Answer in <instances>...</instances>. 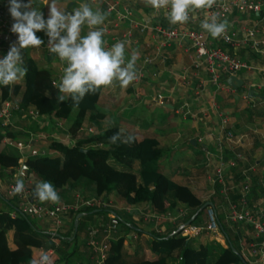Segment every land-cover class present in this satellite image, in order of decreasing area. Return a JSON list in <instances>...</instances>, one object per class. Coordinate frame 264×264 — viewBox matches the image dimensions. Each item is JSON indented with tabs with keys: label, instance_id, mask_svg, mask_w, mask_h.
<instances>
[{
	"label": "crops",
	"instance_id": "obj_1",
	"mask_svg": "<svg viewBox=\"0 0 264 264\" xmlns=\"http://www.w3.org/2000/svg\"><path fill=\"white\" fill-rule=\"evenodd\" d=\"M42 1L40 3L38 0H32L33 5L40 7L45 14V18H47V3L49 0ZM93 1L57 0V4L58 7L71 12L81 4L87 3L94 11L100 9L109 13L104 24L100 26L105 30V46L110 47L117 41L125 42V58L127 60L133 54L137 55L135 68L141 71L142 76L139 80L133 81L127 88H122L118 84L109 88H101L94 110L91 112V115H94L96 119L94 121L89 120L87 113L75 137L70 138L66 135L67 127L72 121L71 118L61 119L54 116H40L35 119V131H30L28 128L32 125V122H27L26 118H17L15 116L13 124L8 130L15 133H35L37 139L31 141L32 146L37 149L40 146L49 155L57 154L56 151L49 148V143L52 141L71 145L72 142L101 132L109 126H116L125 135H134L136 141L148 136L154 137L158 142V147L162 151L164 150L163 152L175 149L180 153L175 162L170 161L167 163L166 160H162L159 163V171L167 175L173 182L185 185L200 201H203V197L207 196L203 201L205 205L217 207L220 199L215 189L216 186L210 187L208 185L210 187L209 193L207 191L205 195H200L205 190L202 188V180H207L206 177L211 170L210 164L207 165L206 159L204 160V154L209 153L211 158H214L217 155V143L220 142L224 147L227 145L217 129L218 118L209 108L210 102L214 101L219 109L229 116L230 128L234 133V143L231 144L232 149L241 152L245 156L247 162L243 168L251 166V171H254L252 175L250 174L249 205L264 212V91L259 88L264 81V65L260 61H264V58L261 57L260 60L255 58L258 54L248 44L232 49L220 42L217 43L216 38L209 37L213 41L214 46L236 53L239 58L247 61L252 67L248 71H238L230 74L241 80V85L236 88L227 85L225 80L229 75L221 73L220 79L225 84H222L221 89H216L208 82V74L202 68L194 69L192 67L191 51L185 43L175 40L168 46L161 47L158 37L153 32L148 30L139 32L138 28H134L133 24L128 22L127 19H117L116 13L108 12L103 3H100V1L99 3H94ZM123 1L119 0L117 11L121 13V8H130V13L127 16L134 22H139L140 19H145L149 23L156 21L169 22L167 15L160 14L158 11H156V14H154L156 16L153 18L152 9L146 3L145 6L137 3V0H128L130 2L129 5L128 2L122 3ZM24 2L27 3L28 0H24ZM260 2L261 12L258 18H254L251 12L232 10L225 19L228 22L227 29L235 34H240L242 27L257 25L264 28V26L259 24L264 16V0H260ZM0 4L8 10V0H0ZM164 10L167 13L168 9ZM242 13L247 14L246 16L249 17H245ZM201 18L200 20L204 19L203 14ZM187 23V26L184 25L185 23L183 24L184 26L171 23L168 25L181 29L188 27L191 22L188 20ZM87 31H89L88 26H82L81 35H86ZM126 31H130V36L126 37L124 35ZM36 35L46 42L47 37L44 32H37ZM246 50L250 52L247 57L243 55ZM23 55L32 59L37 68L48 69L52 79L56 80V83L59 82L63 69L58 57L50 52L45 53L41 46L39 48L24 49ZM146 56L151 59L150 64H143L142 60ZM252 58L259 62L256 65L253 64ZM157 96L162 97L160 103ZM149 117L150 119H148ZM110 121L112 122L111 124H109ZM53 131L56 132L54 134L55 138L50 136L52 138L50 142L49 138L48 141H45L38 136L42 133H50L52 135ZM3 137L0 140L2 152L8 156L18 154L19 157L17 160L18 167L14 169L11 175H7L4 170L0 169V195L13 205L15 204L14 200L6 195L5 189L7 183L17 174L16 180H22L29 190L28 200L34 202L35 199H38L34 195V189L40 180L32 173L26 172L24 174L22 172L25 169L23 161L27 156L19 153L14 147L4 144ZM25 137L17 134L15 138L10 139L24 141ZM198 137L202 140L200 143L197 142ZM96 144L100 145V147L104 146L101 143ZM88 145L92 146L94 144H87L86 146ZM133 168H138L137 162H133ZM241 170L242 167L237 166L232 171L233 182L236 183L240 179L239 172ZM251 171L247 172L248 175ZM204 173L205 175H203ZM237 175L238 179H236ZM56 191L60 197L59 202L75 204L83 200H94V206H100L95 209L103 208L108 211L105 210L93 214L81 213L78 218L81 221V229L76 234L74 242L68 245L67 252L73 251L66 259H58L57 254L51 248L30 247L31 258L29 261L35 260L46 252L47 254L52 253L55 259L54 264H92L96 255L93 253L92 247L87 245V231L93 226L109 221L108 213L111 211L108 209V205L111 209L114 203L111 195H114V191L97 197L92 193L90 186L76 190L60 188L56 189ZM120 202L124 201L120 200ZM121 206L119 204L120 208ZM182 206L184 207L183 204L178 203L174 209L162 214L152 209L148 202L125 203V214L137 224L133 225L131 223L132 226L130 225V228L133 231L124 232V236L126 235L124 243L129 245L131 250L134 248L136 240L149 242L151 240L150 233H155L154 231H164V233L180 231L182 236L187 234L185 237L194 247H197L200 243L209 246L211 251H214L212 246L216 243L225 247V238L219 229L215 231L200 230L197 233L191 231V227L204 226L207 222L205 209L195 216L197 223L190 224L194 216L189 220L186 219L191 215L192 209L187 208L184 211ZM10 207L4 200H0V210L7 211L10 210ZM77 214L73 216L72 213H68L60 216L59 223L43 217L33 218L32 220L38 229L51 233V241L57 245L60 240L59 236L67 235L70 233L71 226L74 227V219ZM216 214L220 217V221L225 227L224 210L219 209ZM187 221L189 223L185 225ZM235 226L237 230L232 232V228L229 229V232L228 228L225 227L226 233L236 237L241 255L249 263L251 257L248 255V246L246 244L252 237L251 230L247 226ZM147 227L150 230H146ZM118 235L121 234L116 232L112 238L107 240L108 243ZM4 236L6 246L11 250L14 249L15 247L11 241V230H5ZM69 239H72V236ZM95 240L97 243L103 241L102 235H96ZM22 264H27V262Z\"/></svg>",
	"mask_w": 264,
	"mask_h": 264
},
{
	"label": "trees",
	"instance_id": "obj_2",
	"mask_svg": "<svg viewBox=\"0 0 264 264\" xmlns=\"http://www.w3.org/2000/svg\"><path fill=\"white\" fill-rule=\"evenodd\" d=\"M251 15L254 18L260 16L254 13ZM23 58L28 69L25 78L21 83L14 85H0V103L11 100L20 108L33 106L39 116L71 118L67 129L70 138L77 135L87 113L89 120L96 119L91 112L94 110L100 89L95 94H86L78 107L74 106L70 97L64 102H58L56 97L59 93L52 85L50 71L37 68L35 62L26 56ZM35 122H32L33 126L28 127L30 131L36 130ZM116 132H120L116 126H109L87 138L76 140L71 145L52 141L49 148L57 154L26 157L23 161L25 169L22 172L32 173L40 181L51 182L55 189L76 190L90 186L96 197L115 191L127 204L148 202L152 209L162 214L171 211L180 203L192 209L186 220L194 216L190 224L197 223L195 216L207 205L185 185L173 182L159 171V163L164 156L157 140L148 136L139 141L134 140L130 145L120 144L119 141L112 145L109 138ZM17 134L27 136L29 133H15L0 128V140L3 136L15 138ZM123 136L126 135L122 133L121 138ZM96 143H101L105 147H97ZM87 144L94 145L84 147ZM18 157V154L5 155L0 143V169L7 175H11L18 167ZM133 162H137V169L133 168ZM1 200L16 210L4 197H1ZM95 208L84 206L76 213L93 214L104 211L103 208L99 210ZM220 220L217 215L216 223L225 238V247L218 243L212 246L214 251L202 243L194 247L180 231H173L162 235L150 233L149 242L139 240L130 250L124 243L125 236L118 235L109 242L102 264H249L241 255L236 237L226 233V228ZM7 229L11 230V241L15 247L12 250L5 243L4 233ZM80 229L79 219L76 228L71 226L70 233L59 236V243L55 245L51 241L52 234L38 229L29 216L18 211L14 216H10L7 211L0 210V264L28 262L31 258L30 247L51 248L58 259H66L73 251L67 252V247L74 242ZM71 236L72 239H69Z\"/></svg>",
	"mask_w": 264,
	"mask_h": 264
},
{
	"label": "built area",
	"instance_id": "obj_3",
	"mask_svg": "<svg viewBox=\"0 0 264 264\" xmlns=\"http://www.w3.org/2000/svg\"><path fill=\"white\" fill-rule=\"evenodd\" d=\"M145 1L146 0H142ZM108 12L116 13L117 19H127L128 22L133 24L134 28H138L139 32L150 31L153 32L159 40L161 47L168 46L171 42L178 40L186 44L187 48L191 51V65L194 69L202 68L208 75V81L214 85L216 89H221L222 81L220 79L221 73L233 74L238 71H248L252 67L247 61L241 59L226 50L214 46L213 41L209 37H212L207 31L201 28V23L204 20L210 19L212 16H216L219 21H224L225 18L231 13L232 10L251 12L259 15L261 12V2L259 0H216L212 8L202 9L204 19L201 18V12L197 10L189 11V21L194 26L183 27L181 29L175 27H166L160 22L149 23L145 19H140L139 22H134L129 15L130 8L123 9V12L117 11L118 0H103ZM151 7V6H150ZM155 13L157 10L153 9ZM12 19L8 10L0 4V57L3 58L9 50V46L16 40V35L10 32ZM137 26V27H136ZM240 34H235L229 31L216 38V41L223 43L225 46L236 49L243 44H248L254 52L260 57L264 58V28L257 25L249 26L241 29ZM126 37L130 36V31L124 33ZM258 37V38H257ZM48 51V46L44 47ZM23 52V50H22ZM60 61V60H59ZM143 64H150L151 59L146 56L143 58ZM61 62V61H60ZM61 68L65 67L61 62ZM137 71V80L142 76L140 70ZM56 80L52 79V85L55 86ZM259 88L264 91V81L260 84ZM161 96H157L160 103ZM216 117L218 118L217 129L222 135L224 141L227 143L224 147L220 142L217 143V155L211 158V154L206 158L207 165L210 164V177L208 176L212 186H216V191L220 195L221 199L217 207L207 205L205 207L207 222L204 226H193L191 231L197 233L200 230L215 231L218 229L216 223L217 210L223 209L225 211L224 222L228 226L243 225L250 228L252 237L247 242L248 255L251 257L250 264H264V212L258 208L251 207L248 202V193L250 191V178L248 177V171L252 170L251 166L243 168L245 163V156L232 149L231 144L234 143V133L230 128L229 116L224 111H221L218 105L214 102H210L209 107ZM29 117L33 122L38 115L37 110L33 106H27L26 108L18 107L17 103L11 100H4L0 103V128L9 129L13 124L15 118ZM31 138H37L36 135L29 134ZM44 138V136H40ZM29 139V140H30ZM3 143L14 147L22 155L36 156L44 155L43 153L32 146L31 141H14L9 137H3ZM35 140V139H33ZM201 138L198 137L197 142H201ZM229 152V153H227ZM228 155V157H227ZM242 167L240 173V181L236 183L232 181V171ZM17 174L6 185V195L14 200V207H10L7 213L10 216H14L17 211L21 212L32 218H47L59 223L60 216L74 213L78 207L81 206H93L94 200H83L79 203L69 204L64 202L34 204L29 201V190L24 183V191L21 194L12 195V189L16 183ZM216 184V185H215ZM0 195V200H1ZM224 207V208H223ZM167 217V216H166ZM109 221L107 223L99 224L98 226L91 227L88 233L87 245L92 247L93 253L96 258L92 264H102L108 248V239L112 238L117 232L118 219L113 212L108 213ZM190 229V228H189ZM96 235H102L103 241L97 243L95 240ZM184 236H187L185 234ZM51 264H54V257L52 253H48ZM39 258L27 262V264H33V261H39Z\"/></svg>",
	"mask_w": 264,
	"mask_h": 264
},
{
	"label": "clouds",
	"instance_id": "obj_4",
	"mask_svg": "<svg viewBox=\"0 0 264 264\" xmlns=\"http://www.w3.org/2000/svg\"><path fill=\"white\" fill-rule=\"evenodd\" d=\"M216 0H146V4L159 11L168 9L166 15L171 24H183L189 20V11L212 8ZM8 12L12 19L10 32L16 40L9 46L3 58H0V85H14L23 80L28 72L22 50L39 48L44 40L36 35L44 32L47 37L48 51L63 62L65 67L59 82L55 84L59 95L58 102L71 98L78 107L86 94H95L101 88H109L118 84L127 88L137 77L135 63L137 55L125 58V42L117 41L110 47L105 46L104 24L109 13L100 9L93 10L87 4H81L74 11L58 7L57 0L47 3V18L40 7L34 6L32 0H8ZM88 26L86 35H81L82 26ZM201 28L213 38L223 35L227 28L226 20L219 21L216 16L201 23ZM112 122L110 121L109 124ZM122 137L116 132L109 138V143L132 144L134 135ZM24 191V182L17 179L12 195ZM34 195L41 202H59V194L49 181L36 184ZM33 264H51L45 252L39 261Z\"/></svg>",
	"mask_w": 264,
	"mask_h": 264
},
{
	"label": "rangeland",
	"instance_id": "obj_5",
	"mask_svg": "<svg viewBox=\"0 0 264 264\" xmlns=\"http://www.w3.org/2000/svg\"><path fill=\"white\" fill-rule=\"evenodd\" d=\"M40 3H42L43 1L42 0H38ZM70 1H76V2H82V0H70ZM99 1H100V3H102V1L103 0H94L93 2L95 3H99ZM119 1V0H118ZM260 1V0H259ZM91 2V1H90ZM125 2H128V4L130 3L128 0H124L122 3H125ZM137 3H140L141 5H145L146 6V2L144 1H142V0H140V1H137ZM130 5V4H129ZM132 5V4H131ZM123 9H126L125 7L123 8ZM123 9L121 8V12H123ZM162 10H164V9H161V10H159L158 12L160 13V14H166V11L164 10V11H162ZM200 12H201V15H202V9H198ZM153 11V10H152ZM151 11V14L153 15V18L156 16V15H154V14H156V12L155 13H153ZM190 11H193V10H190ZM163 12V13H162ZM148 14L150 15V12L148 11ZM242 15H244L245 17H249V16H246L247 14H244V13H242ZM166 19V18H165ZM226 19V18H225ZM158 22H160V21H158ZM161 24H163L164 26H166V27H170V26H172V25H168L170 22H168V21H163V22H160ZM184 24V23H183ZM183 24H181L182 26H187V22L183 25ZM259 24L260 25H262V26H264V16H263V18H262V20L259 22ZM188 26H194V24H189ZM258 38V37H257ZM217 43H219V41H216ZM216 43V44H217ZM221 43V42H220ZM223 44V43H222ZM45 45H47V40H46V42H44V44L41 46L42 48H43V50H44V52L45 53H49V51H47V49H45L44 47H45ZM224 45V44H223ZM231 48V47H230ZM246 48V47H245ZM227 51V50H226ZM39 52V51H38ZM230 53H233V52H231V51H229ZM250 52L249 51H247L246 50V52H244V56L245 57H247L248 56V54H249ZM234 55L235 56H237L236 55V53H234ZM251 56V55H250ZM23 57H24V55H23ZM238 57V56H237ZM1 58V57H0ZM255 58H258L259 60L261 59V57H260V55H258V56H256ZM254 58H252V62H253V64H257L259 61L258 60H253ZM260 61H262L261 63H263V65H264V61L263 60H260ZM252 64V63H251ZM208 79H209V75H208ZM20 83H21V81H19ZM209 82V81H208ZM210 83V82H209ZM225 84V83H224ZM212 85V84H211ZM214 86V85H213ZM215 87V86H214ZM216 88V87H215ZM13 100H15V99H13ZM150 117H152V115H150ZM150 117L148 118V119H150ZM27 120V122H29L30 120L29 119H26ZM72 120V119H71ZM31 122V121H30ZM57 129V128H56ZM59 129H61V128H59ZM64 129H65V127H64ZM63 129V130H64ZM67 129H68V127H67ZM62 130V129H61ZM33 135H36L35 133H32ZM54 134H56V132L55 131H53L52 132V135H50V133H47V134H44V133H42L41 135H38L39 137L40 136H44V138H42V139H44L45 141H48V138H49V142H50V139H52V138H55V135ZM66 135H68V133H66ZM52 138H51V137ZM69 137V136H68ZM30 139V137H29V134L25 137V139H24V141H27V140H29ZM33 139H37V138H31L29 141H33ZM38 139H41V138H38ZM66 139V138H65ZM23 141V142H24ZM48 143V142H47ZM40 145V144H39ZM97 145V144H96ZM95 145V146H96ZM86 146V145H85ZM88 146H90V145H88ZM88 146H86V147H88ZM39 148V150L43 153L45 150L43 149V148H41L40 146H38ZM97 147H100V145H97ZM101 147H105V146H101ZM164 151V150H163ZM179 151L178 150H175V149H171V150H168L167 152H163V160H166L167 161V163H169L170 161H172V162H175L176 160H177V158L179 157ZM22 157H26V156H22ZM21 157V158H22ZM208 157V155L207 154H204V160L206 159ZM227 157H228V155H227ZM23 160V159H22ZM253 160V159H252ZM205 162H206V160H205ZM251 171V170H250ZM249 172V171H248ZM254 173V171L252 172H250L249 173V175H248V177L250 178V174L252 175ZM203 175H205V173L203 174ZM208 176L210 177L211 175H210V172H208V175H207V177L206 178H208ZM203 177V176H202ZM252 178V177H251ZM208 181V182H207ZM211 187L212 185H211V183H210V181H209V179H207V180H205V179H203L202 180V188L203 189H205V190H203L202 192H201V194L200 195H205L206 194V192L209 190L210 191V187ZM216 185V184H215ZM216 187H217V185H216ZM216 189V188H215ZM209 191H208V193H209ZM114 195L112 196L111 195V197H112V200H113V205L111 206V209H110V206L108 205V209L111 211V212H113L115 215H116V217H117V219H118V224H117V233L118 234H121V235H124V232L125 231H133V230H131V223H133V225H136L137 223H135V222H133V221H131L128 217H127V215L125 214V212H124V207H125V203L124 202H120V200L122 201V199L119 197V195L114 191V193H113ZM95 196V195H94ZM206 197L207 196H204L203 197V199L205 200L206 199ZM219 199H221V197H220V195H219ZM203 200V201H204ZM118 202H119V204L120 205H122L121 206V208L119 207V204H118ZM220 202V201H219ZM34 204H37V205H39V204H43V205H46V204H48V202H41V201H39L38 199H35V201L33 202ZM94 204H95V201H94ZM94 206V205H93ZM95 207H100V206H95ZM102 207H106V206H102ZM80 208H82V207H80ZM79 207H78V210L80 209ZM182 208H184V211H186V207L184 206H182ZM224 208V207H223ZM104 211L105 210H107V209H103ZM108 211V210H107ZM75 214H77L76 212H74V213H72V215L73 216H75ZM86 214V213H85ZM224 215H225V211H224ZM36 218V217H35ZM30 219L32 220L33 218L32 217H30ZM33 221V220H32ZM131 225V226H130ZM160 225V224H159ZM226 225V224H225ZM158 227V226H157ZM225 227H227L228 228V231H229V229L230 228H232L231 229V232L232 231H235V230H237V228H236V226L235 225H230V226H228V225H226ZM146 230H150V228H146ZM218 230V229H217ZM156 234H159V235H162L163 233H164V231H162V232H159V231H154ZM230 232V231H229ZM126 236V235H125ZM139 240H136V242H138ZM129 246V245H128ZM250 261V260H249ZM250 263V262H249Z\"/></svg>",
	"mask_w": 264,
	"mask_h": 264
},
{
	"label": "water",
	"instance_id": "obj_6",
	"mask_svg": "<svg viewBox=\"0 0 264 264\" xmlns=\"http://www.w3.org/2000/svg\"><path fill=\"white\" fill-rule=\"evenodd\" d=\"M225 83H226L227 85L231 86V87L236 88V87H239V86L241 85V80H240V79H237V78H236L235 76H233V75H229V76L226 78ZM22 167H23V165H22ZM30 201H31V200H30ZM80 216H81V213H78V214L76 215V217H75V219H74V227H73V228H76L77 220H78V218H79ZM188 223H189V221H187L185 225H187ZM233 251H235V250L233 249Z\"/></svg>",
	"mask_w": 264,
	"mask_h": 264
}]
</instances>
